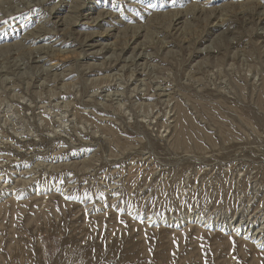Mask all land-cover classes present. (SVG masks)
Returning a JSON list of instances; mask_svg holds the SVG:
<instances>
[{
	"label": "rangeland",
	"instance_id": "374dc122",
	"mask_svg": "<svg viewBox=\"0 0 264 264\" xmlns=\"http://www.w3.org/2000/svg\"><path fill=\"white\" fill-rule=\"evenodd\" d=\"M0 264H264V0H0Z\"/></svg>",
	"mask_w": 264,
	"mask_h": 264
},
{
	"label": "bare ground",
	"instance_id": "6f19581e",
	"mask_svg": "<svg viewBox=\"0 0 264 264\" xmlns=\"http://www.w3.org/2000/svg\"><path fill=\"white\" fill-rule=\"evenodd\" d=\"M50 19V18H49ZM222 24V23H221ZM39 34V33H38ZM143 53V52H142ZM39 57V56H38ZM121 62V61H120ZM131 63V62H130ZM138 67V66H137ZM114 79V78H113ZM123 80V79H122ZM159 84V83H158ZM107 86V85H106ZM143 104V103H142ZM155 107V106H154ZM181 111V110H180ZM185 112H183V111H181L180 112V117H179V124H177V125H179V132H180V136H181V138H183L184 140H185V138L184 137H186L185 136V134H186V132H187V128H188V123H189V120H187L186 119V117H185V114H184ZM187 116V115H186ZM162 118V117H161ZM188 118V117H187ZM150 120V119H149ZM190 127V126H189ZM177 128V127H176ZM178 134V133H177ZM259 135V134H258ZM191 137V136H190ZM188 139V138H187ZM184 140H181V141H184ZM180 141V142H181ZM182 143V142H181ZM209 143V142H208ZM184 144H185V142H184ZM182 145V144H181ZM192 146V145H191ZM55 157V156H54ZM59 157V156H58ZM3 170V169H2ZM139 171V170H138ZM2 174V173H1ZM4 174V173H3ZM16 175V174H15ZM19 176V175H18ZM3 179V178H2ZM21 182V181H20ZM27 184V183H26ZM4 186V185H3ZM2 187V186H1ZM5 187V186H4ZM70 187V186H69ZM6 189V188H5ZM4 189V190H5ZM11 189H12V187H11Z\"/></svg>",
	"mask_w": 264,
	"mask_h": 264
}]
</instances>
